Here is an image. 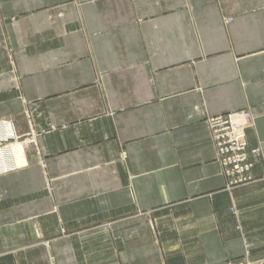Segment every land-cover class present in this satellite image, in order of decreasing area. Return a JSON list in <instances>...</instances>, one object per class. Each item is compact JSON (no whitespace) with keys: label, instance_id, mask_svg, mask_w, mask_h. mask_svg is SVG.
I'll list each match as a JSON object with an SVG mask.
<instances>
[{"label":"crops","instance_id":"0c3cea01","mask_svg":"<svg viewBox=\"0 0 264 264\" xmlns=\"http://www.w3.org/2000/svg\"><path fill=\"white\" fill-rule=\"evenodd\" d=\"M227 262L264 264V0H0V264Z\"/></svg>","mask_w":264,"mask_h":264},{"label":"built area","instance_id":"2783aa9c","mask_svg":"<svg viewBox=\"0 0 264 264\" xmlns=\"http://www.w3.org/2000/svg\"><path fill=\"white\" fill-rule=\"evenodd\" d=\"M206 124L227 185L232 187L251 181V168L259 150L248 149L245 131L254 124L253 114L249 110L234 111L209 117Z\"/></svg>","mask_w":264,"mask_h":264},{"label":"bare ground","instance_id":"6f19581e","mask_svg":"<svg viewBox=\"0 0 264 264\" xmlns=\"http://www.w3.org/2000/svg\"><path fill=\"white\" fill-rule=\"evenodd\" d=\"M13 153H14V156H15L16 161L17 162H19V161L22 162V153H23V150H22L21 145L14 146Z\"/></svg>","mask_w":264,"mask_h":264},{"label":"rangeland","instance_id":"374dc122","mask_svg":"<svg viewBox=\"0 0 264 264\" xmlns=\"http://www.w3.org/2000/svg\"><path fill=\"white\" fill-rule=\"evenodd\" d=\"M252 180V179H251ZM250 182V181H249ZM247 183V182H246ZM240 185H242V184H240ZM228 186V185H227ZM238 186V185H237ZM229 187V186H228ZM232 187H234V186H232ZM227 264H235L234 262H232V263H229V262H227Z\"/></svg>","mask_w":264,"mask_h":264}]
</instances>
